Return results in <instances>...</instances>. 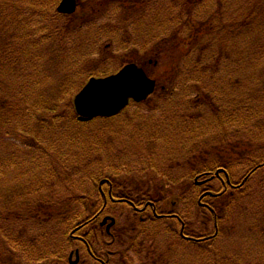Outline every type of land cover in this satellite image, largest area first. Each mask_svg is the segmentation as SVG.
<instances>
[{"label":"rangeland","instance_id":"rangeland-1","mask_svg":"<svg viewBox=\"0 0 264 264\" xmlns=\"http://www.w3.org/2000/svg\"><path fill=\"white\" fill-rule=\"evenodd\" d=\"M180 1L108 0L91 6L89 0H79L74 13L61 16L48 8H34L37 5L34 6L33 0H10L8 3L0 0V27L3 28L0 37H32L34 42L30 44L36 43L34 50L43 54L46 63L41 66L38 75L42 88L64 77L65 71L69 70L66 66L69 62L71 66L73 61H77L75 67L83 70L82 61L87 58L93 59L92 62L98 59L95 64H90L89 73L117 72L129 63H136L144 67L150 77L158 78L157 88L148 99L131 102L115 117L75 125H70L64 116L59 117L58 124L60 120L63 130L59 132L56 143L64 146L60 148L56 143L49 148L45 146L48 150L55 148L61 156L59 162H44L53 170L48 182L40 166L30 162L19 164L16 175L10 170L7 171L9 176L3 175L0 179V203L17 200L20 206L24 204L19 212H11L12 217L18 213L12 224L17 223L21 227L8 232L7 227L5 230L8 234L6 243L11 244V248L19 247L9 240L24 245L25 251L16 249L18 253H13V256L26 263L16 261V264H43L37 259L44 253L53 264H70V253L77 246L81 248L79 264L83 260L85 264H95L82 243L73 245L68 242L69 221L60 219L58 222L57 218L49 215L56 210V206L41 211L39 198L42 194V197L51 199L48 206L60 199L68 201L71 209L74 207L84 214L91 212L89 216H92V211L102 204L97 200H100V180L104 178L114 182L116 193L124 192L139 200L145 194L147 199L159 201V213L172 211L181 217V221L153 219V212H147V220H140L138 215L133 217V210L127 204L109 202L108 213L117 218V228L123 232L121 240L123 237L127 240L126 246L119 245L117 248L122 251L128 248L126 256L129 264H264V166L253 173L244 188L237 189L234 194L228 191L225 195H216L213 206L217 213L210 221V210L201 209L200 214L196 206L202 191H195L192 179L187 180L194 168L218 161L223 165L231 162L233 166L229 167L232 168L234 181L240 182L251 168L245 155H264V100L256 97L258 93L264 94V39L258 41L261 48L257 54L251 51L253 38L231 37L233 48L227 58L216 49V56H222L224 62L227 61L223 66L232 75V79L227 78L223 87L216 90V93L228 92L222 100V96L219 100L214 98L213 88L205 89L201 76L196 72L193 75L192 69L201 52L204 54L205 49H208L206 53L213 50V46L206 42L215 37L210 32L213 25L231 17H242L247 12L254 11L253 14H256L259 7L253 0H203L205 10L199 16H191ZM263 1L259 0V4ZM172 5L183 9L184 17L169 12L168 8ZM53 8L51 6V10ZM18 17L23 18V23L13 21ZM162 23H167L160 28L163 33L158 30ZM188 23H193L201 29L203 36L209 37H203L205 41L201 48L195 42L189 53L182 56L188 47L176 46V41L183 38L181 34L184 28H188ZM177 25L179 29H175ZM241 26L246 31L251 24ZM106 30L109 31L104 33ZM62 38L65 41H60ZM222 38L225 39L218 37ZM218 42L224 44L226 40ZM150 43L156 47L154 50L159 57L149 54L152 49H149ZM57 57L62 58L59 64L50 63ZM187 57H194L191 72L180 61ZM252 59L253 62L248 63ZM197 65L196 70L204 73L203 77L214 69L211 63L209 68L204 62ZM223 66L218 75L223 76V71L226 73ZM172 73L175 74L173 77ZM85 75L77 81L82 82ZM173 80L179 84H176L173 94L165 96L161 87L172 86ZM198 96L204 100L197 102ZM225 98H229V103ZM221 101L223 106L219 108ZM183 121L187 122L186 125ZM10 140L9 137H2L0 157L4 155L6 159L8 156ZM50 154L52 157L51 150ZM37 155L41 160L45 159L42 149ZM55 160L57 157L54 155L49 161ZM20 172L26 177H16ZM27 183L28 187L22 186ZM212 183L217 193L223 189L220 181ZM103 188L108 190L106 184ZM42 212L39 218L42 225L39 226L36 219ZM73 220L78 222L76 216ZM218 221L221 222V233L217 236L215 224ZM5 222L6 225L10 223L9 215ZM53 222L55 225L47 227ZM182 222L185 227L188 226L183 230L185 235L207 234V243L198 246L183 238L180 234ZM5 255L7 253L0 256V263L9 257ZM75 256L73 252V260Z\"/></svg>","mask_w":264,"mask_h":264},{"label":"trees","instance_id":"trees-1","mask_svg":"<svg viewBox=\"0 0 264 264\" xmlns=\"http://www.w3.org/2000/svg\"><path fill=\"white\" fill-rule=\"evenodd\" d=\"M8 1L10 0H3V2L5 3H8ZM59 1L60 0H33V3L35 4L34 6L37 5L34 8H38V6L42 8H48L50 12L59 14L56 8ZM77 1L79 5V0ZM107 1L108 0H89V3L91 4V6H95L96 3L98 2L106 3ZM129 1L131 2L132 0H129ZM253 2L257 5V7H259L257 8L258 13L253 14L254 11L247 12L246 14H243L242 17H239V18L231 17L230 19H227V20L224 19L220 21L218 24L213 25L211 27L210 32H212L213 35H215V37H211V39L206 42L208 43L209 46L210 45L213 46V48L211 47L213 50H211L209 53H206L208 49H205L204 54L203 52H201L202 55L196 57L197 62L192 67L194 71L193 75L196 72L197 75L201 76V79L203 80V86H205V89L213 88L212 90L214 91V94H215L214 98H216V100H219L221 96L222 97L220 100H222L224 96L228 95V92H226V90H225V93H220V92L216 93V90L223 87V83L227 78L232 79L231 73L228 71L226 67L223 66V65L226 66L227 61L225 60L224 62V59L222 58V56H216V49L221 50V54L223 55V57L227 58V56L230 54V50L233 48V41L231 40V37L253 38L254 41L252 43L251 51H254L255 54H257V52L261 48V46L258 44V41L260 38L261 40L264 39V22L262 20V18L264 19V1L260 2V4H259V0H253ZM180 3L183 4L185 8H187L186 12H189L191 16L192 14H197L195 16H199L200 13L203 12L202 10H205L204 6H206L203 0H182L180 1ZM51 6H54L55 9L53 8L51 10ZM168 10L173 15H177V17H184L185 15L184 10L178 8L176 5L169 6ZM39 14H43V13L39 12ZM61 16H69V15H61ZM13 21L17 24H21L23 23L22 22L23 18L18 17L16 21L15 20ZM28 22H30V19L28 20ZM165 24L167 23L160 24V26L158 27V30L161 31L160 28L164 26ZM242 24L244 25L251 24V26L249 27L248 30L245 31L242 29V26H241ZM187 27L188 28L186 29L184 28V26L182 27V25H180V28H184L181 34L183 38L181 39L179 38L176 41V46L182 45L183 47H188V49H184L186 51L183 50L184 52H182V56H185L189 53L192 47V44H194L195 42H196L197 47L201 48L202 47L201 45L205 41L203 37L207 36V35L203 36L201 34L202 33L201 29L195 27L193 23H188ZM175 29H179V26L177 25ZM72 30H74V28H72ZM108 31L109 30H106L104 33H107ZM161 32L163 33V31ZM168 32H165V34ZM2 33H3V28L0 27V35ZM165 36L166 35H163L162 37H165ZM153 37H157V36L153 35ZM218 37H225V39L224 38L218 39ZM227 37H229L230 43L228 42ZM73 38H71L70 40H72ZM218 40H226V42H224V44H220ZM60 41H65V38H62ZM33 42L34 40H32V37H0V145H1L2 137L11 138L10 148H8V156L6 157V159L4 155L0 157V164H1L0 179L3 178L4 174L8 175L7 171L9 170L14 172L16 175L17 172L19 171V164L30 162V163H34L37 166H40L39 169H42L41 172L44 175L46 182H48L53 176L52 175L53 170L49 166H46L44 162H47V164H50V163L59 162L58 159L61 160V156L60 155L58 156V154L55 151V148L50 149L53 152L52 157H50L51 156L50 150H48L50 146H52L54 143L57 142L59 132L63 130L62 128L63 124L60 123V120L58 124L59 117L64 116L67 122L70 123V125H75L76 123L78 124L87 123V122L80 121L78 118V115H77V112L74 106L75 95L85 85L84 83H87V81L91 77H104V76H107L109 74L116 72V71H113V72H108V73L106 72L96 73L92 71L91 73H89L92 68L90 64L92 63L93 65L95 64V62H98V59H94V61L92 62L93 59H89V58L84 59L82 61L84 64V69L79 71L75 67L77 66V61H73L74 65L70 66V62L69 64L66 65L69 70L68 72L65 71L64 77H60V79L56 83H53L50 86H47L46 88H42L39 86L38 75H39V69L41 68L43 64H46V63H45L43 54L40 52L36 53V51L34 50V45L36 43L30 44ZM237 45H238V41L236 43V47ZM228 46H230V48H228ZM154 48L156 47L150 43L149 54L154 53V54H157L156 55L157 57H159L158 52L154 50ZM46 51L48 50L46 49ZM68 53H70L69 50H68ZM100 57L102 56L100 55ZM61 59H62L61 57H57L53 60H50V63L59 64ZM254 59L250 60L248 63L253 62ZM180 61L182 62L183 66H185L187 71L191 72L190 66L194 63V57L183 58V59H180ZM202 62H204L205 65H208V68L211 63L214 68L212 69V72L209 73V75H207V77H206V74H205V77H203L204 73L200 72V70H196V68H198L197 64H201ZM219 64L223 66L224 70L226 71L225 74H224V71L222 72L223 76L217 74V72H221L220 70L221 66H219ZM256 68H259V67H256ZM34 71H36V73H34ZM262 72H264V65L262 67ZM84 73L86 74L85 79L82 82L77 81L84 75ZM174 75L175 74L172 73V77ZM156 80H158V78H156ZM33 82H35L36 84L32 85ZM182 82L185 83L186 81H184L182 78ZM172 83H173L172 86L170 85L169 87H167L166 85H162L161 87L162 92H163L162 94L166 96V94L168 93H170V95L174 93L173 90L175 89L176 84H179V83H177V81L175 80H173ZM45 95H48L47 98L45 97ZM256 97L259 100H264L263 93H258ZM196 99H197V102L198 101L202 102L204 100V98H200L199 96L196 97ZM225 99L227 100V103H229L228 101L229 98H225ZM222 106H223V103L221 101V105L219 106V108H221ZM228 112L230 116L232 117L233 113L230 107H229ZM96 119H107V118H96ZM91 121H88V122H91ZM186 123L187 122L183 121L184 125H186ZM184 128L186 130L188 129L187 127H184ZM3 134L5 136H3ZM25 138H29L30 140H25ZM56 145H58V147L60 148L64 146V145H61L60 142L56 143ZM45 146H48V148H46ZM40 149H42L45 153L44 160H41L39 155H37V152ZM54 155L57 157V160H55L54 162H50ZM245 158L250 161L251 168L240 182L234 181V176L232 174L233 173L232 168L229 167L230 165L233 166L231 162H228L226 164L228 166H226V165H223V163L222 164L219 163L218 161H212L211 164H203L201 165L200 168H194L188 174L187 180L192 179L193 184H194L193 188L195 189V191L197 190L202 191V193L199 196L200 203L198 200L196 201L198 213L201 214V211H202L201 209L210 210L212 215L209 217V221L212 217L214 219V216H216L215 212L217 213L216 207L211 206V203L213 201H216L217 199L215 198L217 195V190H212L213 193L210 192L211 182H209L210 179L207 180V177L210 175H214L216 172L220 170L221 171L223 170L226 176L228 177L229 181H228L227 189L226 190L222 189L220 193L221 195H225L229 191L231 192V194H234L237 189H242L244 188V186L247 185L248 180L250 179V177L253 175L255 171H257L260 167L264 166V155H258L257 157H253L249 153L248 155H245ZM62 159H64V157ZM61 165H62V162H61ZM44 167L48 169H45ZM221 174L223 175L224 173L221 172ZM18 176L26 177V175H23L21 172L16 177ZM199 177L205 182L202 184H198L196 183V179H195V183H194V178H199ZM107 179L112 183L113 192L115 194L120 195V196H128L124 192L120 194L116 193L115 187H114L115 184L110 178L101 179L100 183H102L103 180H107ZM40 184L42 183L40 182ZM22 186L28 187L29 183H27V185H22ZM106 186L108 185L106 184ZM211 187L214 188L213 183ZM98 192H99L100 200H97V203L102 201V204H103V200L101 197V192H100L99 187H98ZM143 195L146 196L145 194ZM143 195L142 197H144ZM140 200H137L135 204L136 205L138 204V206L140 207L144 206L146 204V201H140ZM66 202L68 201L60 199V200H57V202H55L53 205L48 206L47 204H51V199L47 197H42V194H41V197L39 198V208L41 211H43L44 209H50L51 207L53 208L54 206H56L55 208L56 210H54V212H51L49 214L48 211H46V213L51 215L54 218H57L58 222H60V219L62 221H69L68 229H70V232H73L74 234L77 232L76 234L84 236L83 233L85 234V232H88V236H87L88 240L92 241L95 245H97L96 241L102 242L101 241L102 238L100 239L99 235L96 234L98 230L94 229V226H95L94 222L97 219H99V216H96L95 219H93L94 215H96V213L102 209V204L100 203V205L95 210L92 211L94 215L89 216L91 212L84 214L83 212L78 211V209L76 210L74 207L71 209L70 203L69 202L66 203ZM109 202L111 201L108 200V203ZM148 202H152L155 205L154 212L151 207H147L148 213L150 214V212L151 213L153 212V214L155 215V217L153 216V219H179V220L181 219L179 214L173 213L172 211H169L168 213H165V212L159 213L157 211V204L159 203V201H153L151 198L150 199L148 198L147 203ZM22 207H24V204L20 206L17 203V200L8 201V203H4V204L0 203V256L5 253H7V255L5 256H9L5 258L4 261L0 264H16L15 263L16 261L26 263L25 261L18 260L17 258L19 257L13 256V253H18L16 249H20V251L24 252L25 251L23 248L24 245L20 244L19 241L17 242L16 240L8 239L9 242H12L19 247V248H11L10 247L11 244L6 243L8 242L7 232L13 231V229H16V227H21L20 224L19 225H16L17 223L12 224V222L16 219L15 216L18 215V213H16V215L13 217L11 216V214H13L16 211L19 212V210H21ZM43 213L44 212L40 213L38 215V218L36 219L37 221L39 220L38 221L39 226L42 225L39 218L41 217ZM194 214L197 215V212H195ZM7 215H9L10 217V223L8 225H6V222H5ZM74 216L78 218L77 223L76 221L73 220ZM80 218H83V219L80 220ZM20 222H23V221H20ZM182 223L184 224V222ZM220 223L221 222L218 221V224H215L216 231L218 230L217 236L221 233ZM51 225H55V223L54 222L50 223L49 225H47V227ZM7 227H9V230L5 232ZM22 227H25V226H22ZM184 228L187 229L188 226L187 225L186 227L183 226L181 228L180 234L181 232H183L185 235V232L183 231ZM208 238L209 236L207 234L204 236L190 234L188 238L185 236L186 240L189 239L188 240L189 243L195 244L198 246H200L202 243H207L205 241ZM67 240L69 243L73 245L74 243L79 242L77 241V239L71 237L70 233H69ZM6 244H8L10 248H8V245ZM126 245L127 244H125V246ZM127 250L128 248L125 249L124 251L125 254H127ZM47 257L48 255H46V253L42 255L40 254V257L37 259V262L41 261V262H44L43 264H53L51 261L48 260ZM29 260L35 261V259H32V258H29ZM93 261L95 262V264H99L98 262H96L95 258ZM120 263L129 264V261H127L122 256Z\"/></svg>","mask_w":264,"mask_h":264},{"label":"water","instance_id":"water-1","mask_svg":"<svg viewBox=\"0 0 264 264\" xmlns=\"http://www.w3.org/2000/svg\"><path fill=\"white\" fill-rule=\"evenodd\" d=\"M76 0H62L58 11L72 14ZM156 81L136 63H129L117 73L105 77H92L76 94L74 104L81 121L119 114L130 102L142 101L155 90Z\"/></svg>","mask_w":264,"mask_h":264},{"label":"flooded vegetation","instance_id":"flooded-vegetation-1","mask_svg":"<svg viewBox=\"0 0 264 264\" xmlns=\"http://www.w3.org/2000/svg\"><path fill=\"white\" fill-rule=\"evenodd\" d=\"M224 173L223 175L221 174ZM195 179L194 178V183H195ZM200 179V178H199ZM209 180V182H214L215 180L220 181L223 185V190H226L228 187V177L226 176L225 172L222 170L218 171L214 174V175H210L207 177V180ZM107 184L108 185V190H105L103 188V185ZM210 185V192H212V190H215L214 188H212ZM100 192H101V197L103 200V204H102V209L96 213V215L94 216L93 219H95L96 216H99L100 220L97 219L94 222V229H97V233L101 239L102 242L96 241L97 245H95L92 241H89L87 236H88V232H85V234L83 233L84 236L82 235H78V234H74L73 232H70V236L77 239V241H79L78 243H82V247L85 248V250L87 251L88 256H90L91 259L96 260V262H98L99 264H122L120 263L122 256L127 260L128 257L126 256V254H124V251H122L121 248H117L119 245H125L126 243V239L125 237L122 238V234L121 230H118V226H117V218L108 213V200H110L111 202H113L114 204H127L129 206V209L132 211H130L133 215V217H137V215L139 216L140 220H147V196L141 197L140 201H146V204L144 206H138V204L136 205L135 202L139 199H135L132 198L130 196H120L117 195L113 192V187H112V183L109 180H104L102 183H100ZM213 193V192H212ZM221 193L218 192L217 195H220ZM198 201L200 203V197L198 198ZM213 202L211 203V206H213ZM146 217V218H145ZM97 222V223H96ZM98 226V228H97ZM181 235L183 238H185L183 232H181ZM189 237V236H188ZM212 237V236H211ZM106 239H109L106 241ZM189 240V239H188ZM109 247V249H108ZM74 252L75 256V261L73 260V258L71 259L70 257V262H73L74 264H79L80 262V252H81V248L76 247L73 251H71L70 255ZM85 260L82 261V264L84 263Z\"/></svg>","mask_w":264,"mask_h":264}]
</instances>
